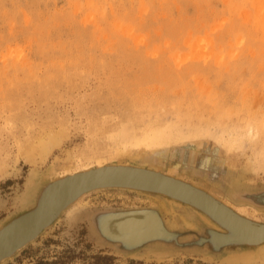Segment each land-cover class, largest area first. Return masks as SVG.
Returning a JSON list of instances; mask_svg holds the SVG:
<instances>
[{"label":"rangeland","instance_id":"1","mask_svg":"<svg viewBox=\"0 0 264 264\" xmlns=\"http://www.w3.org/2000/svg\"><path fill=\"white\" fill-rule=\"evenodd\" d=\"M104 165L161 171L264 223L238 198L264 191V0H0V228ZM144 208L181 242L215 226L161 195L96 190L0 264H264V245L125 253L95 231L100 212Z\"/></svg>","mask_w":264,"mask_h":264},{"label":"water","instance_id":"2","mask_svg":"<svg viewBox=\"0 0 264 264\" xmlns=\"http://www.w3.org/2000/svg\"><path fill=\"white\" fill-rule=\"evenodd\" d=\"M103 189H129L161 195L200 211L215 225L207 229L206 236L181 242L180 233L169 230L156 209L108 211L93 216L95 231L99 236L122 252L131 253L158 243L180 248L209 245L213 253L228 248L264 245V233L257 237L245 234L243 229L227 223L224 217L208 206V202L204 204L195 195L209 200L243 221L255 224L254 220L239 216L234 209L202 188L146 167L104 165L66 175L47 184L31 208L3 225L0 228V263L35 241L56 222L66 208L84 194ZM238 195V198L246 202L264 207V191Z\"/></svg>","mask_w":264,"mask_h":264},{"label":"bare ground","instance_id":"3","mask_svg":"<svg viewBox=\"0 0 264 264\" xmlns=\"http://www.w3.org/2000/svg\"><path fill=\"white\" fill-rule=\"evenodd\" d=\"M56 137V136H55ZM53 143V140H51L49 142V144H52ZM43 150L44 151H47L48 150V146L47 145H44L43 146ZM196 197H198L201 201H203L204 204H207L208 202V206L214 211L216 212L217 214H219L220 216L224 217V220L227 222V223H230L232 225H235L237 227H240L241 229H243L242 231L249 235V236H259V235H262L264 233V226H261L260 223H256L255 224H251V223H248L246 221H243L239 218H236L235 216H233L232 214H229L228 212H225L223 209H221L220 207H218L216 204L210 202L209 200H206L205 198L203 197H200L199 195H195ZM238 215L240 214L241 217L244 216L242 213L243 211H240L237 212ZM236 213V214H237ZM239 215V216H240ZM249 258L252 259V257L250 256ZM250 261V260H249ZM247 260V262H249Z\"/></svg>","mask_w":264,"mask_h":264},{"label":"trees","instance_id":"4","mask_svg":"<svg viewBox=\"0 0 264 264\" xmlns=\"http://www.w3.org/2000/svg\"><path fill=\"white\" fill-rule=\"evenodd\" d=\"M94 262L92 264H110L115 258L108 255H96L93 257ZM38 264H46L40 261Z\"/></svg>","mask_w":264,"mask_h":264}]
</instances>
